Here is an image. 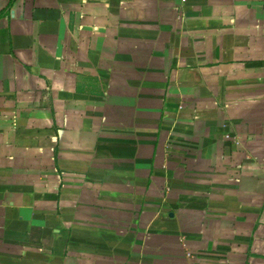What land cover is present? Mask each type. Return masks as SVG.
I'll return each mask as SVG.
<instances>
[{
  "label": "crops",
  "instance_id": "0c3cea01",
  "mask_svg": "<svg viewBox=\"0 0 264 264\" xmlns=\"http://www.w3.org/2000/svg\"><path fill=\"white\" fill-rule=\"evenodd\" d=\"M0 264H264V0H0Z\"/></svg>",
  "mask_w": 264,
  "mask_h": 264
}]
</instances>
